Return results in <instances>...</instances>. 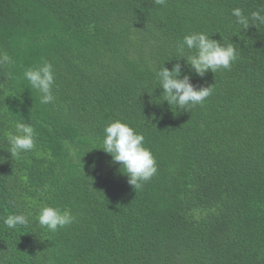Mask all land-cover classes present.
<instances>
[{"label":"trees","instance_id":"trees-1","mask_svg":"<svg viewBox=\"0 0 264 264\" xmlns=\"http://www.w3.org/2000/svg\"><path fill=\"white\" fill-rule=\"evenodd\" d=\"M264 0H0V264H264V25L236 23ZM203 32L233 43L230 69L203 77L179 45ZM185 53L188 50L185 48ZM190 54V53H189ZM53 66L50 104L23 79ZM177 63L211 94L179 109L157 78ZM115 119L144 136L158 171L139 189L102 149ZM32 125L12 158L5 132ZM97 148V149H93ZM44 206L74 221L55 233Z\"/></svg>","mask_w":264,"mask_h":264},{"label":"clouds","instance_id":"clouds-1","mask_svg":"<svg viewBox=\"0 0 264 264\" xmlns=\"http://www.w3.org/2000/svg\"><path fill=\"white\" fill-rule=\"evenodd\" d=\"M155 3L164 5L166 0H155ZM232 15L236 17V23L245 30L251 26L259 30V27L264 25V9L245 15L241 8H234ZM185 48L188 53H185ZM178 50L181 58L185 60V66L201 77L209 71L216 73L221 69H230L232 63L238 58L233 43L222 44L203 32L184 36ZM10 62L8 55L0 56V65ZM181 75L180 63L175 64L171 70L163 65L157 73L159 88L162 89L160 99L179 109L202 104L211 94L212 86L198 89L192 83L190 75H183V78ZM23 79L39 94L41 104L47 105L54 102L55 76L51 63L44 62L27 68L23 73ZM103 133V146L99 149L110 154L112 164L120 165L119 170L128 177V183L134 186L135 190L156 175L158 171L156 159L151 150L144 146L142 134L137 133L130 125L119 119L107 123ZM4 135L9 145L7 151L12 158H18L21 153L31 151L35 147V131L32 125L17 121L14 123V131L5 132ZM0 219L3 220L4 227L13 230L17 226L29 224L28 216L25 214H11ZM74 219L70 212L54 206L42 207L36 216L39 226L52 233L72 223Z\"/></svg>","mask_w":264,"mask_h":264}]
</instances>
